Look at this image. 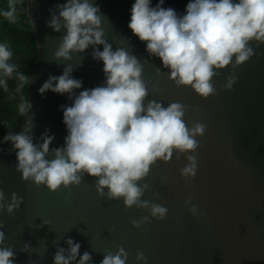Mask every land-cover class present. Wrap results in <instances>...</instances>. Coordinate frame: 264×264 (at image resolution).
<instances>
[{"label": "water", "instance_id": "obj_1", "mask_svg": "<svg viewBox=\"0 0 264 264\" xmlns=\"http://www.w3.org/2000/svg\"><path fill=\"white\" fill-rule=\"evenodd\" d=\"M66 0H32L31 23L39 49V61L31 69L29 101L32 104L31 129L33 143L46 129L54 139L51 148L62 147L68 134L63 123L61 105L71 106L67 94L51 90L41 95L39 88L50 75L59 76L71 63L72 77L82 79L84 89L101 86L105 81L103 61L92 58L90 46L83 53L72 54V60H56L66 29L53 31L47 26L55 7ZM99 6L105 37L113 50L123 47L143 65L142 78L148 88L149 100L188 106L184 121L206 125L203 136H197V172L189 183L180 169L187 160H158L138 185L147 183L142 200H150L168 208L164 220L151 219L133 227L132 221L149 215L135 206L126 208L123 198L102 197L95 187V177L85 174L81 183L50 191L46 185L24 181L16 171L18 163L12 143L0 154V188L10 201L11 193L23 197L14 214L0 211V224L5 232V245L13 246L14 264H53L57 245L65 249L71 237L81 244L80 254H92L91 264H100L106 251L115 252L123 246L129 253L126 264H264V44L254 49L247 62L233 68L231 64L219 70L213 78L216 94L203 98L190 86H176L169 79L159 57H150L146 42L135 36L128 23L135 0H92ZM189 0H165L162 7H171L178 15L185 14ZM238 2V0H237ZM158 0H151L154 7ZM51 10V11H50ZM101 51L102 45L97 46ZM159 68L158 73L156 69ZM236 77L231 89L223 88L226 78ZM18 124L16 133L24 125ZM3 143L2 145H4ZM48 159H52L51 152ZM107 191V189H105ZM191 197L190 204L185 201ZM195 204L198 213L189 208ZM47 221L48 224H43ZM42 225V226H41ZM40 226V227H38ZM28 243V251H21ZM147 257L137 261V251ZM79 260V257H77ZM76 264V262H72Z\"/></svg>", "mask_w": 264, "mask_h": 264}, {"label": "clouds", "instance_id": "obj_2", "mask_svg": "<svg viewBox=\"0 0 264 264\" xmlns=\"http://www.w3.org/2000/svg\"><path fill=\"white\" fill-rule=\"evenodd\" d=\"M164 2L158 0L153 7L151 0H135L128 28L146 42L150 57L160 58L176 86H190L203 98L216 94L213 78L219 70L230 64L235 68L255 55L251 41L257 46L264 44V0H189L183 15L171 7H162ZM18 3L20 0H8L7 10L0 15L15 23ZM55 7L59 14L52 12L47 26L56 32L66 29L55 59L71 61L72 54L83 53L91 46L92 58L103 61L105 81L77 94L75 90L82 88L83 81L72 77L74 67L69 63L61 75H50L39 88L41 95L51 90L67 94L73 101L71 106H60L68 133L62 147L50 149L54 136L49 135V129L39 138L41 143H33L32 104L21 97L17 111L24 118L23 128L3 137L16 152V171L24 181L31 180L36 186L44 184L50 191H58L61 185L78 186L88 174L96 178L100 196L123 198L126 208L147 210L149 215L133 220V227L151 222L152 218L166 219L168 208L142 200L149 185L139 186L137 182L158 160L170 161L175 151L177 159L183 155L188 162L179 171L189 183L198 167L196 150L200 144L196 137L204 135L206 125L194 122L189 127L184 121L188 106L180 102H171L167 107L156 100L145 103L148 88L142 78L141 61L123 47L113 50L101 26L105 18L98 14L99 6L92 0H66ZM28 20L31 23V18ZM98 45L103 46L102 51ZM13 55L7 44L0 43V89L5 93L11 79L18 81V93L31 83V78L19 70L20 65L11 62ZM235 81L236 77L230 75L222 87L231 89ZM50 152L52 159L47 158ZM190 201L191 197L185 204ZM22 202L23 197L15 192L9 201L0 188V211L14 214ZM189 211L193 216L203 215L195 204ZM2 229L0 224V264H14L16 253L13 246L5 245ZM65 243L67 249L57 245L53 264H91L92 254L85 251L81 255L79 242L69 237ZM29 248L25 243L21 251ZM128 255L123 246H118L114 253L106 251L100 264H126ZM136 260L146 262L147 257L138 250Z\"/></svg>", "mask_w": 264, "mask_h": 264}, {"label": "trees", "instance_id": "obj_3", "mask_svg": "<svg viewBox=\"0 0 264 264\" xmlns=\"http://www.w3.org/2000/svg\"><path fill=\"white\" fill-rule=\"evenodd\" d=\"M7 8L8 0H0V12ZM0 43L7 44L14 53L11 62L19 64V70L30 76L31 69L39 61V49L28 18L11 23L0 15ZM8 84L7 93L0 89V154L5 151L8 143L3 141V137L9 131L16 133L18 124L23 120L17 111L21 97L29 99V85L18 93L16 92L18 84L16 79L9 80ZM3 143L5 144L2 145Z\"/></svg>", "mask_w": 264, "mask_h": 264}, {"label": "built area", "instance_id": "obj_4", "mask_svg": "<svg viewBox=\"0 0 264 264\" xmlns=\"http://www.w3.org/2000/svg\"><path fill=\"white\" fill-rule=\"evenodd\" d=\"M31 3L32 0H20V3L17 4L16 21L25 18H31Z\"/></svg>", "mask_w": 264, "mask_h": 264}]
</instances>
